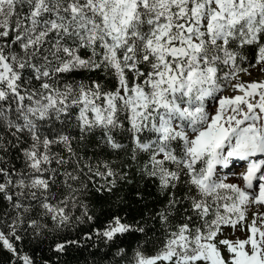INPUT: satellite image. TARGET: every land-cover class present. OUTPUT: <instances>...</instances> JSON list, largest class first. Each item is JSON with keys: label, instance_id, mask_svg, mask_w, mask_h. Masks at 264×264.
Wrapping results in <instances>:
<instances>
[{"label": "snow or ice", "instance_id": "snow-or-ice-1", "mask_svg": "<svg viewBox=\"0 0 264 264\" xmlns=\"http://www.w3.org/2000/svg\"><path fill=\"white\" fill-rule=\"evenodd\" d=\"M250 67L264 73V0H0L8 264H52L45 247L56 264L73 249L90 264H264V213L245 224L264 207ZM237 161L241 182L220 179ZM237 225L244 239L224 237Z\"/></svg>", "mask_w": 264, "mask_h": 264}, {"label": "rangeland", "instance_id": "rangeland-1", "mask_svg": "<svg viewBox=\"0 0 264 264\" xmlns=\"http://www.w3.org/2000/svg\"><path fill=\"white\" fill-rule=\"evenodd\" d=\"M252 74L248 75L247 73H241L240 80L244 83H249L252 81H264V73H261L258 68H252L249 70ZM235 83V81H233ZM224 95L231 96L233 95V89L231 87H226L224 92ZM245 163V162H244ZM244 163H239L237 165H234L233 167L231 164L228 167L219 169V175L220 179L224 180L226 183H240L241 177L239 176V173L244 170ZM256 206V207H255ZM264 213V207L259 205H252L248 207L247 210V220L245 221V224H248L251 222L254 214ZM259 219H257V225L259 226ZM247 233L240 231V226L237 225L236 230L226 227L224 229V237L228 239H235L237 236L241 239H244ZM223 238V237H218ZM226 256V251L224 252Z\"/></svg>", "mask_w": 264, "mask_h": 264}, {"label": "trees", "instance_id": "trees-1", "mask_svg": "<svg viewBox=\"0 0 264 264\" xmlns=\"http://www.w3.org/2000/svg\"><path fill=\"white\" fill-rule=\"evenodd\" d=\"M252 69L251 67L249 70ZM140 212V207L133 206L132 209L128 210V216L131 219L132 216L138 215ZM226 228V227H225ZM224 228V229H225ZM129 244L132 242L129 241ZM28 250V249H26ZM154 247H146V254L152 255L154 253ZM98 250L93 249V252H97ZM103 255V253H99L95 259L99 260L100 256ZM226 252V256H227ZM38 260H45L50 259L52 264H56V258L55 254L52 253L50 250H48L47 247L43 248L40 252L36 253ZM61 259H65L68 261V264H90V262L94 259V257L87 251H81V250H71L70 254L66 257H62ZM0 264H8V254L4 252H0Z\"/></svg>", "mask_w": 264, "mask_h": 264}, {"label": "bare ground", "instance_id": "bare-ground-1", "mask_svg": "<svg viewBox=\"0 0 264 264\" xmlns=\"http://www.w3.org/2000/svg\"><path fill=\"white\" fill-rule=\"evenodd\" d=\"M239 163H244V162H239V161H237V162H234L233 164H231V166L233 167L234 165H237V164H239ZM244 171V170H243ZM242 172V171H241ZM256 207V206H255Z\"/></svg>", "mask_w": 264, "mask_h": 264}]
</instances>
